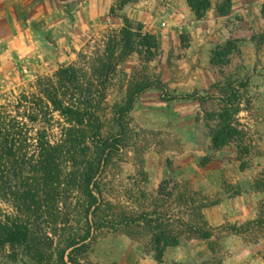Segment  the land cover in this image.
Here are the masks:
<instances>
[{
	"label": "rangeland",
	"instance_id": "1",
	"mask_svg": "<svg viewBox=\"0 0 264 264\" xmlns=\"http://www.w3.org/2000/svg\"><path fill=\"white\" fill-rule=\"evenodd\" d=\"M210 1L195 10L188 0L189 11L180 13L175 29H166L175 21L173 11L132 20L138 49L122 63L104 115L110 127L114 104L131 78L146 74L161 84L142 93L132 112L133 139L115 169L120 206L152 207L176 181H184L207 200L203 211L217 234L183 241L162 254L148 236H101L78 252L83 264H264V228L247 229L264 200V25L241 20L233 0ZM114 4L91 10L90 0H0V100L76 61L81 50L103 44L124 24L123 16L111 12ZM125 8L117 12L128 14ZM148 34L156 47L146 45ZM231 87L243 94L237 116L245 131L242 148H220L214 140ZM172 206L179 211L177 203ZM0 264L26 261L3 255Z\"/></svg>",
	"mask_w": 264,
	"mask_h": 264
},
{
	"label": "trees",
	"instance_id": "2",
	"mask_svg": "<svg viewBox=\"0 0 264 264\" xmlns=\"http://www.w3.org/2000/svg\"><path fill=\"white\" fill-rule=\"evenodd\" d=\"M136 1L111 6L124 24L103 44L81 50L76 61L0 100V256L26 264H83L78 252L101 236H148L162 254L183 241L217 234L203 211L207 200L193 187L185 188L184 181H176L152 207L120 206L115 169L133 139L132 112L142 93L161 85L146 74L131 78L108 126L104 113L110 89L139 45L132 18L117 11ZM189 3L195 10L199 4L211 6L210 0ZM150 37L145 35L146 45L156 47ZM242 96L231 87L225 97L223 122L214 131L217 147H244L245 131L237 118ZM256 228H264V200L247 224L249 231Z\"/></svg>",
	"mask_w": 264,
	"mask_h": 264
},
{
	"label": "crops",
	"instance_id": "3",
	"mask_svg": "<svg viewBox=\"0 0 264 264\" xmlns=\"http://www.w3.org/2000/svg\"><path fill=\"white\" fill-rule=\"evenodd\" d=\"M101 2H96L94 0H90V7L91 10L92 8H96L97 6L94 5H106L107 3L109 4H114L115 0H100ZM263 1L264 0H233L235 9L240 11L241 15V20L249 22L251 26H254L255 28H258L260 25H264V16L262 14L263 11ZM241 9V10H239ZM164 10V11H173L172 14H175V21H173L170 26L172 29H175L178 23L180 22L179 19H181V14L182 15L186 12L189 11V5H188V0H139L136 1L135 3H131L126 6L124 11H127L128 15L132 18L134 23H138L136 21H144L146 22L148 20H155L157 18V12ZM178 13V14H177ZM160 14V13H159ZM222 16H229V14L222 15ZM220 18L219 15L216 17H212V20H217ZM201 21V20H199ZM262 22V24H261ZM172 25V26H171ZM189 26L190 24L187 23ZM156 31V30H154ZM172 34L174 33L173 31L171 32ZM159 35V34H158ZM160 36V35H159Z\"/></svg>",
	"mask_w": 264,
	"mask_h": 264
}]
</instances>
